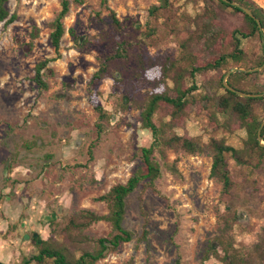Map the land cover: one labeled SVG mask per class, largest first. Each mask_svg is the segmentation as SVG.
Masks as SVG:
<instances>
[{
    "label": "rangeland",
    "instance_id": "rangeland-1",
    "mask_svg": "<svg viewBox=\"0 0 264 264\" xmlns=\"http://www.w3.org/2000/svg\"><path fill=\"white\" fill-rule=\"evenodd\" d=\"M67 1L59 56L41 71L44 90L32 81L33 68L54 57L48 34L59 0H8L6 8L15 20L7 26L0 23V264H19L22 257L34 253L36 238L45 240L51 234L57 238L68 217L80 209L106 214L105 205L95 199L127 180L138 166L140 149L150 143L149 134L140 127L139 110L131 103L124 109L117 107L122 90L135 98L142 91L129 86L118 89L111 78L89 85L102 55L113 50L108 37L124 39L132 55L143 60L176 56V27L186 30V17L205 6L214 8L209 0L171 1L169 14L157 20L151 37H145L140 31L145 28L149 6L157 0H106L119 22V33L110 28L109 12L101 0ZM250 1L264 10V0ZM227 19L238 24L240 16ZM69 30L82 45L73 42ZM241 46L247 60L232 68H252L261 54L260 42L251 38L241 41ZM209 55L206 52L203 59ZM146 73L156 78L158 67ZM219 74L194 76L196 90L191 93L186 118L172 124L177 136L198 139L201 151L188 155L169 148L163 156L153 153L160 168L154 182L156 193H141L137 187L125 199L123 227L132 233V240L95 264H220L212 257H202L217 234L221 216L231 220L232 246L244 264H261L264 160L259 165H238L229 159L232 186L226 196L208 178L207 142L222 139L240 148L244 138L240 130L228 133L220 128L219 115H214L216 123L209 115L221 93L215 83ZM251 80L264 84V72ZM92 102L103 108L107 119L98 118ZM170 163L178 176L167 171L165 164ZM142 230L144 240L139 239ZM33 233L36 238L31 237ZM85 233L105 237L109 226L97 222Z\"/></svg>",
    "mask_w": 264,
    "mask_h": 264
},
{
    "label": "trees",
    "instance_id": "trees-1",
    "mask_svg": "<svg viewBox=\"0 0 264 264\" xmlns=\"http://www.w3.org/2000/svg\"><path fill=\"white\" fill-rule=\"evenodd\" d=\"M7 1L0 0V23L3 26L15 20V15L9 14L6 8ZM171 1L178 0H157V4L149 6L145 28L140 31L142 36L151 37L156 32L157 20L169 14ZM209 1L214 8L205 6L201 12L190 18L186 17L188 29L180 30L176 27V56L166 55L158 59L143 60L139 55H132L128 49L130 44L124 39L113 41L108 37L114 45L113 50L102 55L98 69L90 77L89 85L111 78L118 89L129 86L131 90L142 91L141 97L135 98L131 96L132 92L122 90L117 96V107L124 109L131 103L139 110L140 127L149 134L150 143L140 149L138 166L127 180L122 184L112 185L106 193L95 199L105 205L106 214L98 215L87 209L76 211L59 229L57 238L51 234L39 243L36 242L38 238L34 239V253L22 257L19 264H95L121 244L132 240V233L123 227L125 199L137 187H140L141 193L144 190L156 193L154 182L160 176V168L152 157L153 153L163 156L164 149L177 148L188 155H194L202 149L198 139L177 136L172 132V124H179L186 118L187 107L192 101L191 93L196 90L193 83L195 75L220 73L215 78V83L221 93L213 103L209 115L215 123L214 115H219L221 120L218 124L224 131L231 133L233 130H240L244 134L240 148L226 145L222 139H210L205 145L210 154L208 178L219 184L220 195L226 196L232 186L228 171L229 159L238 165L249 162L259 165L264 160V125L259 134L263 145L256 139L257 128L264 118V84L251 80L253 75L264 72V67L254 73L233 72L226 79L231 88L244 93L263 94L261 97L242 98L221 85V78L227 70L238 67L247 60V54L241 46L243 40L258 39L261 54L252 68L261 65L264 51V10L250 0H228L249 10L259 22L261 30H258L254 20L236 7L219 0ZM68 5L67 0H59V10L49 23L48 39L54 57L36 63L33 68L32 81L42 90L46 89V85L42 81L41 71L47 63L59 56V43L64 33L62 19L68 12ZM100 5L109 12L110 28L119 33V22L107 8L106 0H101ZM235 14L240 16L238 24L229 23L228 16ZM68 34L74 43L82 45L83 42H78L79 38L74 36L72 30ZM206 52L211 55L203 59ZM154 66L158 67V75L150 78L146 70ZM92 107L100 120L107 119L108 115L97 102H92ZM165 117L167 121H164ZM165 167L171 175L178 176L173 163L165 164ZM140 213L144 216L142 210ZM97 222L108 224L107 236L93 238L85 233L90 225ZM230 224L231 220L225 216L217 218V234L207 244L203 260L212 257L220 264H244L239 252L232 246ZM144 238L145 230H142L139 239ZM260 259L261 264H264V250L260 253Z\"/></svg>",
    "mask_w": 264,
    "mask_h": 264
},
{
    "label": "water",
    "instance_id": "water-1",
    "mask_svg": "<svg viewBox=\"0 0 264 264\" xmlns=\"http://www.w3.org/2000/svg\"><path fill=\"white\" fill-rule=\"evenodd\" d=\"M225 4H228L229 6H233V7H236L238 10H240L242 13H244L245 15H247L248 17H250L251 19L254 20V22L256 23L257 25V28L258 30H261L260 28V25H259V22L256 18H254V16L251 14V12L249 10H247L246 8L234 3V2H230L228 0H219ZM264 67V53H263V61L261 63V65L257 66V67H253V68H230L229 70H227L225 72V74L222 76L221 78V85L222 87L229 91V92H232L234 94H236L237 96L239 97H242V98H256V97H261L263 94H250V93H244V92H241V91H238V90H235L233 88H231L230 86H228V84L226 83V79L227 77L233 73V72H241V73H254V72H258L260 70H262ZM264 125V118L261 120V122L259 123V126L257 128V131H256V139L258 142H260V130L261 128L263 127ZM260 145L262 146L263 144L260 143ZM25 237V236H24ZM32 238H36L37 237V234L36 233H33L31 235ZM37 243L40 242V240H36Z\"/></svg>",
    "mask_w": 264,
    "mask_h": 264
}]
</instances>
